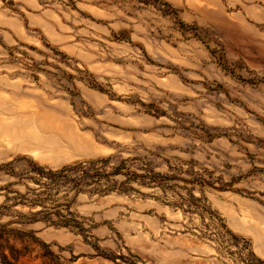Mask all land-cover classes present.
Instances as JSON below:
<instances>
[{"label":"rangeland","instance_id":"obj_1","mask_svg":"<svg viewBox=\"0 0 264 264\" xmlns=\"http://www.w3.org/2000/svg\"><path fill=\"white\" fill-rule=\"evenodd\" d=\"M90 161L23 264H264V0H0L1 221Z\"/></svg>","mask_w":264,"mask_h":264},{"label":"trees","instance_id":"obj_2","mask_svg":"<svg viewBox=\"0 0 264 264\" xmlns=\"http://www.w3.org/2000/svg\"><path fill=\"white\" fill-rule=\"evenodd\" d=\"M95 161L90 162H77L75 164L65 165L61 169L53 171H46L44 167L37 166L33 170L39 175L36 182L43 184L45 190L36 194V198L31 200H25L26 194H22L19 191H14L22 198L21 201L15 202L21 204L29 205H41L43 208L37 212L31 213V217H27L22 212H18L15 220L1 221L4 215L9 214L7 209L11 207L7 204L13 197L6 194V202L0 205V264H23L21 258L27 254L33 253L36 244H43L48 246V244L39 241L38 237L35 235V231H26L24 226L36 221H45L48 224H54L59 226H65L75 229L79 232H85L87 230L83 227V224L60 211L56 212H45L48 211L45 205L48 201H54L52 195L48 192L55 186L59 185H71L72 188L76 189L77 193L80 191L87 190V186L91 184H96L97 187L89 189L92 193L94 191H100V181L105 176L97 168L95 169ZM119 169H117L116 172ZM44 180V182H41ZM35 191L36 189H32ZM58 207V206H55ZM38 217V214H43ZM53 214L57 216V219H53ZM73 215V213L69 212ZM13 223H19L21 228L10 227ZM50 251L41 253L43 258H49L50 264H54V261L50 259Z\"/></svg>","mask_w":264,"mask_h":264}]
</instances>
